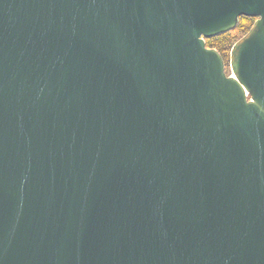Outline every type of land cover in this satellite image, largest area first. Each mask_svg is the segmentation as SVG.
Masks as SVG:
<instances>
[{
	"label": "water",
	"instance_id": "95a60500",
	"mask_svg": "<svg viewBox=\"0 0 264 264\" xmlns=\"http://www.w3.org/2000/svg\"><path fill=\"white\" fill-rule=\"evenodd\" d=\"M0 264H264V0H0Z\"/></svg>",
	"mask_w": 264,
	"mask_h": 264
},
{
	"label": "trees",
	"instance_id": "16d2710c",
	"mask_svg": "<svg viewBox=\"0 0 264 264\" xmlns=\"http://www.w3.org/2000/svg\"><path fill=\"white\" fill-rule=\"evenodd\" d=\"M254 22L255 19L241 17L238 26L233 31L205 41L208 49H213L218 52L225 64L227 74H229L228 68L231 48L250 31Z\"/></svg>",
	"mask_w": 264,
	"mask_h": 264
},
{
	"label": "rangeland",
	"instance_id": "374dc122",
	"mask_svg": "<svg viewBox=\"0 0 264 264\" xmlns=\"http://www.w3.org/2000/svg\"><path fill=\"white\" fill-rule=\"evenodd\" d=\"M228 72H230V71H229V68H228Z\"/></svg>",
	"mask_w": 264,
	"mask_h": 264
}]
</instances>
